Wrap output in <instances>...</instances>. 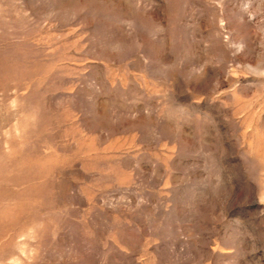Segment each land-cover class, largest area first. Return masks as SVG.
Listing matches in <instances>:
<instances>
[{
	"label": "rangeland",
	"instance_id": "obj_1",
	"mask_svg": "<svg viewBox=\"0 0 264 264\" xmlns=\"http://www.w3.org/2000/svg\"><path fill=\"white\" fill-rule=\"evenodd\" d=\"M0 264H264V0H0Z\"/></svg>",
	"mask_w": 264,
	"mask_h": 264
}]
</instances>
